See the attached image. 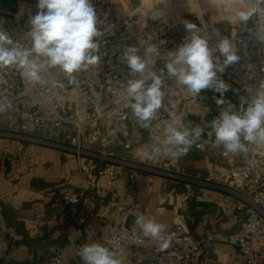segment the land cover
<instances>
[{
  "label": "built area",
  "instance_id": "built-area-1",
  "mask_svg": "<svg viewBox=\"0 0 264 264\" xmlns=\"http://www.w3.org/2000/svg\"><path fill=\"white\" fill-rule=\"evenodd\" d=\"M29 2L34 9L32 14L34 15L37 11V0H29ZM110 4L106 7L94 6L97 14L96 27L100 33L94 39L99 45L95 55L108 60L111 55L117 57L118 66L122 69V75L114 85L117 97L108 96L106 98V101L111 102L113 110L116 111L113 122L109 123L108 118L113 110L100 112L96 119L99 125L96 129H91L94 119H91L90 114L84 119H77L73 115H68L65 105L62 106L59 99L54 98L55 91L61 88L89 87L88 85H91L94 80L93 65L76 72L85 75V79L80 78L81 81L67 78L59 66L45 68L40 73L43 83L30 82L15 67H4L0 68V104L5 107L0 111V121L6 120V107L10 104L22 102L25 108L28 105H34V97L32 101L18 100H21L22 95H32L35 94L32 91H37L36 103L39 104V114L35 116L24 112L22 122L24 118L29 119L35 126L42 129L44 134L33 135L26 131H13V129L0 127V136L69 152L76 157L78 168L81 171L89 166V163L94 162L97 165L96 175H111L127 179L125 195L129 197V200L120 199L118 201L119 222L117 224L107 223L103 236L94 226L96 212L86 209L79 214L80 196L69 190L64 192L62 198L70 211V217L64 221V226L69 231V245L77 249H80L86 242H90L108 247L120 264H180L194 259L205 244L219 239L235 246L245 256L246 264H264V246H258L264 240V141L257 140L249 143L242 140L246 151H240L241 157L238 161L223 169H211L203 177L174 170L173 155L160 154L157 159L146 162L133 158H113V155L109 154L110 151L116 150L114 146L110 148L111 144L120 149H125V147L135 149V145L138 144L137 139L148 131V129L141 128L131 114L130 102L126 96L127 81L131 77L128 75L126 64L118 58L127 43L138 46L139 55L144 58H148L147 49L155 46L159 55L153 56L156 63L151 70L164 78L165 96L162 107L158 110L156 119L152 121V129L147 135L149 139L141 142L146 152H149L153 146H159L158 143L165 138L167 125L173 123L177 117H179L178 128L180 129H193L196 126L204 129L200 139L192 146L205 149L207 144L215 141L211 121L221 111L213 99L214 96L219 97V93L202 90L198 97L193 98L186 86L176 83L173 78L167 76L166 64L169 60V52L175 50L183 42L187 34L184 22L188 21L197 25L195 19L156 17L145 24L143 23L146 22L145 17H129L125 15L124 8L117 2L112 1ZM255 7L257 11L253 14L247 31L228 37L237 49L240 59L229 66L222 77L231 85V89L225 93L224 98L237 105L238 110L241 111L246 108V105L241 106L240 104L241 96L251 98L264 92V41L258 37L260 29V36L264 38V0H260L259 5L255 4ZM29 17L14 18L0 13V31H5L15 46L29 48L31 46V37L28 35ZM208 43L214 56H219L216 50L217 41ZM33 59L41 63L43 58L34 54ZM109 64L110 62L107 61L103 65L105 67H95V70L103 74ZM109 81L107 77L105 83H108V86ZM19 88L25 92L15 95L14 90ZM91 130L97 133L92 136L97 146L86 145L85 136ZM161 137L163 138L160 139ZM167 151L174 152L175 148L172 147ZM139 174L147 175L150 180L157 175H162L167 179L202 187L209 186L225 192L235 199V209L243 217L240 229L220 235L211 233L206 238L180 233L176 228L170 229L163 233L165 237L171 236L172 246L170 248L163 251L154 249L144 254L139 247L150 237H145L136 227L135 219L143 215L156 221V216L138 200L137 177ZM96 191L101 193V188ZM110 191L113 198H119L115 190L110 188ZM7 232L12 243L21 242L25 238L12 226L7 228ZM72 232H76L77 235L74 236ZM125 250H131L132 260H122L121 256ZM65 260V251L57 245H52L49 264H63Z\"/></svg>",
  "mask_w": 264,
  "mask_h": 264
},
{
  "label": "crops",
  "instance_id": "crops-1",
  "mask_svg": "<svg viewBox=\"0 0 264 264\" xmlns=\"http://www.w3.org/2000/svg\"><path fill=\"white\" fill-rule=\"evenodd\" d=\"M33 10L29 0H0V13L14 18L30 16ZM213 144L203 150L191 146L186 155L173 156L174 170L203 177L210 169H223L240 159L241 152H226ZM96 166L91 162L81 171L76 157L69 152L0 136V264H49L52 245L65 251L63 264H84L80 249L68 243L64 221L70 211L62 198L64 192L80 196L79 214L86 209L96 212L94 226L102 236L107 223L119 222L118 201L129 200L125 195L127 179L98 176ZM98 188L101 193H97ZM110 188L119 198L112 197ZM137 190L138 200L155 214L157 223L165 226L164 232L176 228L180 233L206 238L211 233L240 229L243 217L235 209V199L223 191L162 175L150 180L145 174L138 175ZM9 226L25 238L12 243ZM171 246L172 241L168 248ZM258 246L263 247L264 240ZM154 249L160 250V244L151 238L139 247L144 254ZM121 258L132 260L131 250H125ZM206 263L246 264V259L235 246L215 239L205 244L194 259L180 264Z\"/></svg>",
  "mask_w": 264,
  "mask_h": 264
},
{
  "label": "clouds",
  "instance_id": "clouds-1",
  "mask_svg": "<svg viewBox=\"0 0 264 264\" xmlns=\"http://www.w3.org/2000/svg\"><path fill=\"white\" fill-rule=\"evenodd\" d=\"M259 3L260 0H256V4ZM36 8V13L30 15L28 21L29 48L15 46L10 36L0 31V68L15 67L30 82L43 83L40 73L45 68L59 66L69 79H74V73L99 62V56L95 55L99 45L94 38L100 33L91 0H37ZM256 11L257 8L237 11L232 22H247ZM184 27L187 34L183 42L169 52L167 76L186 86L193 98L198 97L202 90L219 93V97H213L215 104L221 108L219 115L211 121L215 135L213 147L222 146L226 152L237 153L246 151L242 140L249 143L264 141V92L251 98L241 96V106L246 105L242 111L224 98L231 85L222 78L223 74L240 59L231 40L217 31L216 50L219 56H214L200 27L188 21L184 22ZM258 37L264 41L260 29ZM139 52L138 46H125L118 59L126 64L131 77L126 90L131 114L141 128L151 130L152 121L162 107L165 84L164 78L151 70L156 63L153 56L159 55L157 48L151 46L147 49L148 58L142 57ZM34 54L43 58L41 63L33 59ZM4 107L0 104V111ZM178 122L179 117L167 125L161 144L146 153L148 159L155 160L160 154L186 155L193 143L200 139L203 128L180 129L175 126ZM169 147L175 148V151L169 153ZM135 225L145 237L159 242L161 251L169 247L171 236L163 235V224L141 215L135 219ZM79 255L84 264H120L114 253L101 244L83 245Z\"/></svg>",
  "mask_w": 264,
  "mask_h": 264
},
{
  "label": "rangeland",
  "instance_id": "rangeland-1",
  "mask_svg": "<svg viewBox=\"0 0 264 264\" xmlns=\"http://www.w3.org/2000/svg\"><path fill=\"white\" fill-rule=\"evenodd\" d=\"M115 1L124 8L125 15L129 17L139 16L145 17V24L152 18H175L182 19L184 17H190L197 21V26L200 27L202 35L208 40V42L217 41L216 32L219 31L222 35L226 37H232L238 35L242 32H246L252 16L247 22L240 23L236 20L235 23L232 21L235 19V13L237 11H249L255 7L256 0H91L95 7H106L110 6V2ZM142 12V14H140ZM127 46H132L131 43H127ZM107 58H100L99 62L94 66L93 76L94 80L89 87L80 86L81 88L71 89V87L61 88L56 92L54 98H58L61 105H65V110L68 115H73L77 119H84L88 114L91 115V119H94L91 129H96L99 123L96 121L100 112L113 110L111 102L106 101L108 96L117 97V90L114 86L122 75V69L118 66L117 57L111 55ZM107 61L110 62L109 66L105 68L103 74L97 73L95 67H102ZM105 67V66H103ZM109 77L108 83H105L107 77ZM83 77V78H82ZM68 78V77H67ZM74 78L78 79L76 81H81L85 79L84 74L76 73ZM82 78V79H80ZM79 86V85H78ZM25 92L22 88L15 89L14 94L18 95ZM35 94H26L20 97L22 99L32 101V97L35 98L33 104L26 106L19 102L18 104L13 103L6 107V120L0 121V127L5 129H13V131H26L30 134H44L42 129L35 126L29 119L24 118L22 122V117L24 112L38 115L39 104L37 102V91H32ZM52 98V99H54ZM25 108V109H24ZM109 114V123L113 122V118L116 115V111ZM12 119H10V118ZM14 119L16 121H14ZM179 127L178 123L175 125ZM148 132L143 134L141 138L137 139L138 144L135 145V149L131 150L130 147H125V149L117 148L116 145H110L115 147V151H110L113 158L124 157L133 158L142 161H150L147 158L145 147L142 146L141 142L148 138ZM97 134L95 130H91L86 133L85 140L86 145H95L93 135ZM97 137V135H96ZM161 137L160 139H162ZM149 139V138H148ZM92 140V142H90ZM147 141V140H146ZM116 142V141H115ZM94 143V144H93ZM114 143V142H112ZM159 145L161 143H158ZM127 145V144H126ZM128 146V145H127ZM172 147H169L170 149ZM211 170V169H210ZM209 171V170H208ZM207 171V172H208Z\"/></svg>",
  "mask_w": 264,
  "mask_h": 264
}]
</instances>
